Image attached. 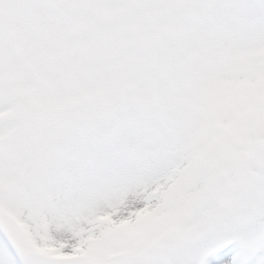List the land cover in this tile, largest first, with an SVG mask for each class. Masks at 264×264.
<instances>
[{
	"label": "snow or ice",
	"instance_id": "6c2138e0",
	"mask_svg": "<svg viewBox=\"0 0 264 264\" xmlns=\"http://www.w3.org/2000/svg\"><path fill=\"white\" fill-rule=\"evenodd\" d=\"M0 264H264V0H0Z\"/></svg>",
	"mask_w": 264,
	"mask_h": 264
}]
</instances>
